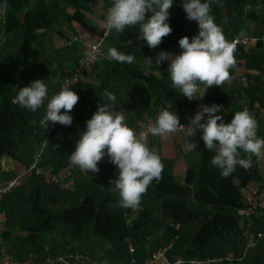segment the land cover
<instances>
[{
	"label": "crops",
	"instance_id": "crops-1",
	"mask_svg": "<svg viewBox=\"0 0 264 264\" xmlns=\"http://www.w3.org/2000/svg\"><path fill=\"white\" fill-rule=\"evenodd\" d=\"M3 2L4 0H0V3ZM183 2L184 0H174L168 23L185 32L187 37L191 39L198 35L199 26L196 21L187 18L183 9ZM110 5L111 0H28L25 5L20 7L17 14L20 21L24 13L30 10L45 13L46 22L34 30V35L30 39V46L36 51L35 60L25 67L22 76L12 85L10 90L12 104L15 108L11 120L13 123L12 135L15 142L9 152L0 154V184L15 177L23 170L30 162L33 152L40 146V141L44 136L39 121L46 110L48 101L46 100L43 107L33 112L17 103H13L19 89L31 86L36 80H44L49 89L50 99L57 91L61 78L71 71L81 51L98 34L101 21ZM149 15H152V13ZM4 24L3 13H0V75L3 73L10 74L14 71L16 49L22 42L23 37V27L18 26L15 30H6ZM243 30L247 33V36H259L264 33V24L260 27L251 25V27L248 26ZM240 32L233 34L231 37L239 36ZM71 35L81 36L83 38L81 44L66 46L64 41ZM231 37H227V39ZM165 40L164 38L162 43L153 49L148 46L146 40L140 39L138 28H126L120 34L110 30L104 44L103 56L107 55L109 47H116L125 54L133 55L135 61L132 64L119 63L102 60V56L83 72L73 90L79 95L80 100L70 113L73 120L80 119L81 127L75 130L73 121L71 126H63V129H59L61 125L58 123L55 130L50 133L47 143L42 149L41 159V163L48 170L56 172L67 163L81 134L87 130V121L92 118L103 103L107 104L110 110L122 113L125 122L134 131L140 128L147 118L158 117L165 109L175 112L181 122H187L191 118L197 102L208 106L213 104L222 105L223 107L217 115L223 116L224 123H230L235 112L248 109L259 122L258 136L264 138L263 42L251 46L246 51L237 48V67L231 72V82L226 83L223 89L221 87L209 88L203 99L197 98L194 101H189L186 96L172 88L170 73L167 71L169 61L165 60L160 64L155 63L156 57L162 51L172 55H179L182 52L179 45L165 44ZM146 58H152L153 60V65L148 66L150 70L148 76L143 74ZM105 90L115 94V102L107 100L103 95ZM206 119L207 114H205V119L202 122H206ZM200 133H203L202 129L200 132L196 131L194 136L189 137L191 141L198 145L196 150L189 152L183 151L185 140L188 139L187 133H177L167 139L151 134L147 136L149 147L157 152L162 159L163 172L169 173L178 186L185 187L188 191L193 190L197 178ZM67 137H73L71 149H61V144ZM241 156L246 158L244 153H241ZM252 166L258 169L260 178L256 181H249L244 187L240 188L242 197L252 189L264 186V160L257 162V158L253 156ZM98 167L100 171L94 174L92 172H82L74 166L70 175L71 189H63L35 174L22 177L20 183L0 200V252L2 251L6 255L19 260L27 259L22 248L15 247L14 250L18 253L15 252L12 255L13 253L5 252L2 243L4 236L10 233V228L14 225L12 219H18L21 212V215L28 214L18 226L22 234L28 235L29 239L35 234L38 227L48 228L49 223L47 221L43 222L41 215L38 217V213L42 211L37 205L40 198H42L41 196L44 197L45 202V206H42V208L45 211L51 209L57 213L65 208L75 206L84 196L97 199L107 192H112L114 185H111V181L117 178L118 167L115 164L104 165L101 163L98 164ZM234 183L238 185L239 181L234 178ZM153 200L158 203L155 213L161 212V216L165 215L159 199L154 197ZM18 201L25 202L20 210L15 206ZM143 206L146 208V218L151 217L150 208L145 205L144 201ZM237 214L238 225L241 228L239 232H242L245 243V237L248 234H254L264 227V217L257 216L250 223H246L240 214V210ZM138 216L139 211L134 212L131 210L125 217L126 226L129 227L132 220ZM162 218H164L163 221L155 231L157 237L148 246L150 254L163 246L171 248V241H161L164 236H170L169 231L173 234L174 240L181 238L182 246L184 248L188 247L190 236L180 237L179 233L182 232L177 225L174 229L166 227L169 231L165 233L164 225L167 219L164 216ZM158 237L160 239H157ZM128 244L134 248L135 253L134 244L127 242ZM69 248L72 250L71 247ZM233 248L236 255H231L229 251H226L223 256L233 257L232 261L207 262L206 260L204 264H219L221 262L235 264L234 261L239 262L240 259V261L244 259L245 262H249L248 264L256 261L264 262V238L258 240L256 246L246 252H244V247L242 252L240 250L236 251L235 246ZM54 254H60V250L55 251ZM129 255L131 254L129 253ZM177 257L180 256L175 255L173 259L168 258V260L172 261ZM40 258V260H43L42 257ZM142 258L144 261L146 257ZM213 259H216V257H213ZM142 260L140 262L136 259V264H143ZM152 264L162 263L156 261Z\"/></svg>",
	"mask_w": 264,
	"mask_h": 264
},
{
	"label": "clouds",
	"instance_id": "clouds-1",
	"mask_svg": "<svg viewBox=\"0 0 264 264\" xmlns=\"http://www.w3.org/2000/svg\"><path fill=\"white\" fill-rule=\"evenodd\" d=\"M174 0H112L107 11L106 26L117 34L125 29H139L140 39L146 40L150 48H157L165 37L173 31L168 23ZM9 9L7 0L0 3V13ZM183 9L189 20L199 26L198 35L191 39L184 36L179 40L182 52L172 55L162 51L155 59L156 64L169 61L172 88L182 93L189 101L203 99L207 90L230 83L231 72L237 67V42L229 41L221 26L211 15L212 5L203 0H184ZM152 13V15H149ZM247 33L242 29L239 39L246 40ZM91 59H97L95 49L89 53ZM102 60L132 64L135 57L125 54L116 47H109ZM153 65L152 58H146L144 76L150 75L148 66ZM203 86V87H202ZM108 101L115 102L116 96L107 90L103 93ZM46 114L40 121L47 130L49 124L59 123L71 126L70 115L80 100L79 95L69 86H64L58 94L49 99V89L44 80H36L31 86L19 89L13 103H17L33 112L45 105ZM222 105H202L189 126L181 124L180 118L167 109L163 110L147 133L137 134L125 122L122 113L110 110L105 103L98 108L87 121V130L78 139L75 150L70 156V163L82 172L100 171L98 164L107 155L111 163L118 167V176L111 181L113 193L119 195V207L141 210L142 197L147 193L153 181L159 182L163 176L164 164L160 155L152 150L147 142L149 134L164 139L187 128V137L183 151L196 150L197 143L189 137L203 130L202 139L207 150H216L211 164L227 178L240 166L245 170L252 167V157L257 162L264 160V138L258 136L259 122L248 110L235 112L230 123L223 122V116L217 115ZM64 110L63 113L61 110ZM207 114L206 122H202ZM241 153L246 155L242 158ZM63 261V257L59 258Z\"/></svg>",
	"mask_w": 264,
	"mask_h": 264
},
{
	"label": "trees",
	"instance_id": "trees-1",
	"mask_svg": "<svg viewBox=\"0 0 264 264\" xmlns=\"http://www.w3.org/2000/svg\"><path fill=\"white\" fill-rule=\"evenodd\" d=\"M27 2L28 0H7L9 9L3 13L5 29L15 30L21 26L23 37L16 49L14 71L0 75V154L9 152L15 142L12 135L11 120L15 108L12 104L11 87L22 76L25 67L35 60L36 51L30 46V39L34 35V30L46 22L45 13L30 10L24 13L21 21L17 18L20 7ZM170 26L173 31L165 37L164 43L179 45V40L187 34L176 26ZM202 135L203 133L199 135V166L193 190L188 191L187 188L178 186L173 177L166 172L162 173L163 178L159 182L153 181L148 189L156 199H159L168 220L167 228L174 229L177 225L181 229L193 221L198 223L190 237V246L184 250L185 253H190L194 248L200 250L213 238L230 237L238 233L241 230L237 214L242 204L240 188L249 181L260 178V173L254 166L248 170L237 166L227 178L222 177L220 169L211 164L212 158L217 153L215 150H207ZM72 138H65L61 149H71ZM234 178L239 181L238 185L234 183ZM143 197L139 216L132 220V225L137 228L143 226L146 218ZM119 199L118 193L113 191L97 199L84 196L78 204L55 213L51 218L70 224L74 234L78 232L82 221L88 219L92 222L95 233L109 240L112 236H118L123 240L128 236L125 217L131 209L119 207ZM41 210L45 211L42 207ZM49 218L50 215L43 222L48 221ZM126 250L128 252L127 248ZM221 258L224 259V257L217 259L221 260ZM252 264H264V262L256 261Z\"/></svg>",
	"mask_w": 264,
	"mask_h": 264
},
{
	"label": "rangeland",
	"instance_id": "rangeland-1",
	"mask_svg": "<svg viewBox=\"0 0 264 264\" xmlns=\"http://www.w3.org/2000/svg\"><path fill=\"white\" fill-rule=\"evenodd\" d=\"M203 2L211 3V15H213L215 23L222 27L226 38L231 37L233 34L238 33L248 26L251 27L252 25L260 27L264 24V0H203ZM73 121L75 130L81 127V123H79L80 119ZM59 129H63V126H59ZM41 197L40 202L37 203L40 208L45 206L44 197ZM153 198L154 196L150 191H148L143 197L145 205L150 208L151 217L145 218L143 226L139 228L130 223L128 227V236H126L123 240L118 236H112L109 240L106 237L95 233L92 227V222L88 219L82 221L78 232L74 234L70 224L62 222L57 218H51L56 212L48 209L44 212L40 211L38 213V217H40V215L42 216V221L50 215V218L47 221L49 223L48 228L42 226L38 227L35 234L30 237L31 239H29L28 235L25 236L22 234L18 226V224L20 225L24 221L28 214L24 213L25 215L23 214V216L20 211L21 213L19 214L18 219H12V221H14V225L10 228V233L4 236L2 246L4 247L6 253H13L12 255L16 252L14 250L15 247H20L25 251L27 259L36 261L40 260V257L45 259L47 256H54L55 251L60 250V254L65 253V247L68 246L71 247L73 251L81 252L87 255L90 259V261H84L82 263L71 262V264H95L100 261H105L110 264H129L128 261L131 255L127 252L126 245L127 242H130L134 244L136 249V252H133V257L137 259V261L139 260L141 262L143 259L142 257H149L150 250H148V246H150L149 244L152 243L151 241L157 237L155 231L163 221L164 218L162 217H166V215L161 216V212L155 213L158 203H155ZM24 205L25 202L23 201L15 203L16 208L19 210ZM59 224H62V227ZM167 224L168 220H165V233H168L169 231L166 228ZM196 224L198 223L193 221L182 227L180 229L182 233H179V236L185 237L189 235L191 237L195 228L198 226ZM168 234L170 235L169 237L166 235L161 238V241H171L172 244L171 248H169L166 252V257L171 260L175 255H178L183 259V264H188L187 261L189 259L198 260V264H204L206 260L207 262H214L213 257H216V259L217 257H223L226 251H229L231 255H236L233 246L236 247V251L240 250L241 252L244 247V236L242 232H238L230 237L224 236L221 238H213L200 250L194 248L190 251V253H185L184 250L187 247L184 248V246H182L183 244L181 242V238L174 240L173 234L170 233V231ZM166 237L167 239H165ZM157 239L160 238L158 237ZM17 253L18 252H16V254ZM224 260L225 259L221 258L219 261ZM234 262L235 264L249 263L247 261L245 262L244 259L239 262L235 260ZM219 264H225V262H221Z\"/></svg>",
	"mask_w": 264,
	"mask_h": 264
},
{
	"label": "built area",
	"instance_id": "built-area-1",
	"mask_svg": "<svg viewBox=\"0 0 264 264\" xmlns=\"http://www.w3.org/2000/svg\"><path fill=\"white\" fill-rule=\"evenodd\" d=\"M111 6H112V0H111L110 7ZM107 11L104 15V18L101 21L100 30L98 34L95 35L92 41L90 42V44L81 51L80 55L76 58L71 71L61 78L58 89L54 94H58L64 86L70 85V88L74 90L83 72L90 65L95 63L99 58L103 56L104 44L110 33V30H108L106 26ZM247 37L248 38L246 40H242V39H239V36H233L228 40L236 41L237 48L244 50V51L248 50L251 46L257 45L258 43H261V42L264 43V33L259 36L251 35ZM82 41H83V38L81 36L71 35L68 38H66V40L64 41V44L66 46H71L73 44H81ZM93 49H95V55L97 57V59L95 60L91 59L89 56V53L92 52ZM201 107L202 105L199 102L195 104L191 118H194L195 115L199 111H201ZM61 112H63V109L61 110ZM45 114H46V110L43 112L40 118V121L43 119ZM157 118L158 117L147 118L144 124L140 128L136 129L135 132L137 134L147 133L148 129L155 124ZM189 122H190V119L187 122H181V124L184 125L185 127H188ZM57 125L58 123L56 124L50 123L48 129L46 130L40 123V126L43 128V131H44V136L42 137L40 141V146L33 152L30 162L23 168V170L18 175L0 184V200L5 194H7L9 191H11L13 188H15L20 183L22 177L28 176L30 174L42 176L48 181H50L51 183L57 184L63 189H71L70 175L74 168V165L70 163V159L61 169H59L56 172H52L48 170L41 163L42 149L47 143L48 136L50 135L51 132L55 130ZM196 131L200 132L201 129H197ZM177 133H187V128L180 130ZM100 163L104 165L114 164L110 162V159L107 155H105L104 159ZM241 203L242 204L239 210H240V214L242 218L245 220L246 223H250L253 220V218L257 216L264 217V186H258L252 189L251 191H249L247 194H245L242 197ZM261 238H264V227L261 230L255 232L254 234H248L245 237L244 252H246L249 249L254 248L258 240H260ZM69 249L70 248L67 246L65 253L46 257L45 259L39 260V261L32 260V259L19 260L17 258L8 256L4 252L1 251L0 252V264H71V262L82 263L84 261H90L87 255L81 252L72 251ZM127 249H128V252L131 254L128 263L136 264V259L132 255V253L134 252V248L130 244H128ZM168 249H169V246H163V247L156 249L149 255V257H147L143 261V264H152L156 261H160L162 264H181L183 263V259L181 257H177L172 261L168 260V258L166 257V252ZM60 257L64 258L63 261L59 259ZM224 259L227 261L233 260L232 257H224ZM213 260L219 261L220 259H213ZM187 262L188 264H198V260H193V259H189ZM95 264H110V263L105 262V261H100Z\"/></svg>",
	"mask_w": 264,
	"mask_h": 264
}]
</instances>
